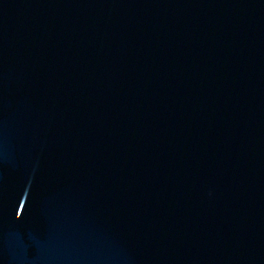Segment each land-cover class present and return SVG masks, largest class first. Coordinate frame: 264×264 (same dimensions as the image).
<instances>
[{
    "label": "water",
    "instance_id": "95a60500",
    "mask_svg": "<svg viewBox=\"0 0 264 264\" xmlns=\"http://www.w3.org/2000/svg\"><path fill=\"white\" fill-rule=\"evenodd\" d=\"M0 264H264V0H0Z\"/></svg>",
    "mask_w": 264,
    "mask_h": 264
}]
</instances>
